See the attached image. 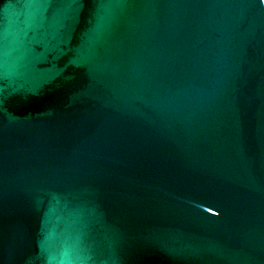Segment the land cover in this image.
I'll return each instance as SVG.
<instances>
[{
	"label": "water",
	"instance_id": "1",
	"mask_svg": "<svg viewBox=\"0 0 264 264\" xmlns=\"http://www.w3.org/2000/svg\"><path fill=\"white\" fill-rule=\"evenodd\" d=\"M0 264H264V0H0Z\"/></svg>",
	"mask_w": 264,
	"mask_h": 264
}]
</instances>
